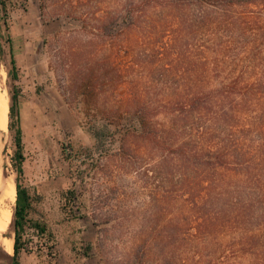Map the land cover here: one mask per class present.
<instances>
[{
	"label": "rangeland",
	"instance_id": "374dc122",
	"mask_svg": "<svg viewBox=\"0 0 264 264\" xmlns=\"http://www.w3.org/2000/svg\"><path fill=\"white\" fill-rule=\"evenodd\" d=\"M2 1L8 123L17 89L24 152L33 156L25 154L23 182L39 195L31 217L54 234L51 258L30 229L44 251L23 254L21 264H264L256 251L264 240V195L249 202L264 190V127L248 119L253 109L239 99L259 70L246 62L251 51L264 60L260 8L225 11L208 0ZM246 40L259 44L246 48ZM93 76L94 102L79 85ZM233 78L234 89L227 86ZM194 95L208 97L202 117L187 103ZM140 103L156 113L148 137L132 116ZM217 116L226 118L220 127ZM103 124L99 161L82 167V181L62 148L71 143L85 152ZM14 133L2 168L16 181ZM217 134L225 164L216 158ZM238 162L250 167L235 169ZM76 180L84 204L75 207L87 215L73 220L62 194Z\"/></svg>",
	"mask_w": 264,
	"mask_h": 264
},
{
	"label": "trees",
	"instance_id": "16d2710c",
	"mask_svg": "<svg viewBox=\"0 0 264 264\" xmlns=\"http://www.w3.org/2000/svg\"><path fill=\"white\" fill-rule=\"evenodd\" d=\"M208 2L215 7H219L222 10L227 11L228 9H232L234 7H242L244 9H249V7L255 5L260 8L258 15L259 18L263 19L264 16V0H208ZM0 6L2 8L4 7V2L0 0ZM243 19V18H241ZM245 19L252 20L254 23H256L257 18L250 16L245 13ZM238 21L237 20H231L228 21L226 20L227 25H234ZM252 23V24H254ZM8 28V27H7ZM260 29V28H259ZM258 34L260 37L257 36V38L260 39V43L264 42V27L263 30H257ZM231 36H234V34L229 33ZM248 44H252L255 49L257 48L259 42L257 41H249L246 40V48ZM253 52L251 51V56L246 59V62L248 66L252 63V66H257L258 73L251 75L254 76V81L250 83V85H255V88L251 87L250 85L243 84V89H241V94H240V101L243 103H247V107H252L253 112L249 111L251 114L250 116H247L248 119L253 117V122L254 124H257V126L264 127V60L257 54H252ZM12 64V70L14 71L16 68V62L15 60H11ZM248 66H243V76H246L250 73L246 69ZM251 66V67H252ZM86 70H83L85 72ZM88 71V70H87ZM15 76V74H11ZM99 75V74H98ZM242 76V75H241ZM16 77V76H15ZM239 79V77L237 76ZM96 78L90 77L86 78L84 80H81L79 82V85L81 89H83V93L86 94L89 93V95L86 96L87 101H92L94 102L95 99L97 98V83L94 81ZM83 81V82H82ZM239 80L233 78L230 79V82L228 83V87H232L233 89L237 87V82ZM83 87V88H82ZM93 88L91 90H88L90 88ZM204 99H208V97H201L198 95H194L192 98H188V105L191 104L197 111L199 117H202L201 113V108L199 106L203 105ZM254 102V106L250 105V102ZM17 102H18V90L14 89V93L12 95V105L10 106V129L15 130L14 133V141H15V152H14V157H13V162L15 166V170L17 173L16 176V190H17V196H16V203L14 207V253H13V262L12 264H21L20 258L23 254L30 255L34 253L35 251H44L43 248H39L37 246V249L35 248V245L33 243V238L29 236V230L33 229L34 233L38 235L41 238L45 239V246L47 248L46 253L51 256V258H54V255L52 253V248L53 244H49V242H52V239L54 238L53 232L49 229L48 223L45 221H39L36 219H33L31 217V213L33 211V206L34 202L36 199H38L39 195L34 193H31L30 189L28 186L24 185L23 179H24V167L23 164L26 160V155L24 152V142H23V132L20 124V117H19V110L17 108ZM132 116L136 118V120L139 123L140 128L142 129L143 135H146L147 137L150 136V133L152 132L151 130V125H152V116L153 113L151 109H149L146 105L140 103L138 106L136 105L133 110H132ZM225 120L226 118L223 116L216 117L215 118V124L220 127L218 124H220L221 120ZM250 123V120H248V123H246V126L248 128H251L253 124ZM105 131L106 127L105 124L102 126H98L93 129L94 136L96 138L97 144H95L91 148H86L85 152L81 149H75L71 143H67V146H63L62 148V153L68 161H70L72 164H77L78 168L76 171L78 172V175L76 178L81 179L84 181L83 178V172L85 171L84 169L82 170V167H84L86 164H91L95 165L98 163L99 158L97 156V153H94L95 149H98L102 145V140L105 137ZM224 131V130H222ZM218 135V134H217ZM218 138H220V142L217 144V150L215 153L216 158L220 161V163L225 164V160H222V152L220 149V144L222 145V142L224 140V137L221 136V134L218 135ZM126 140V137L123 136L122 138V146L124 145V141ZM124 147V146H123ZM119 153H121V149L119 150ZM122 154V153H121ZM132 154V151L130 152ZM207 161H210L207 160ZM212 164H215L214 162H211ZM239 163V162H238ZM233 165V163H231ZM237 165V164H236ZM241 165L239 168L237 166H234L235 169H248L250 166L247 163L245 166L241 162L238 164ZM83 171V172H81ZM244 175V174H243ZM247 178V177H246ZM215 178L212 180L210 179H204L202 180L201 184L204 185H210L212 181H214ZM76 183L77 180L74 183V187L68 188L63 192V197L65 204L68 206V210L65 211L67 214L66 217L68 219H80L83 218L87 215L85 211H83L82 207L78 205V207H75V203H78L80 201V204H84V201L82 200V196L78 193V189L76 188ZM257 193V194H256ZM254 193L255 195L250 198L249 202L252 204L254 200L258 196L264 195V190L258 191ZM264 216L263 213L260 214V217L262 218ZM47 241V242H46ZM256 251L259 253L263 254L264 253V240L260 239L259 242L257 243L256 246ZM90 248V247H89ZM50 264H57L55 262H50Z\"/></svg>",
	"mask_w": 264,
	"mask_h": 264
},
{
	"label": "bare ground",
	"instance_id": "6f19581e",
	"mask_svg": "<svg viewBox=\"0 0 264 264\" xmlns=\"http://www.w3.org/2000/svg\"><path fill=\"white\" fill-rule=\"evenodd\" d=\"M8 100L6 86L0 78V150L7 129ZM16 196L15 178L10 176L0 165V264H10L9 257L14 253L13 207L16 202Z\"/></svg>",
	"mask_w": 264,
	"mask_h": 264
},
{
	"label": "water",
	"instance_id": "95a60500",
	"mask_svg": "<svg viewBox=\"0 0 264 264\" xmlns=\"http://www.w3.org/2000/svg\"><path fill=\"white\" fill-rule=\"evenodd\" d=\"M6 125H7V129H6L5 135L3 137L2 147H1V150H0V156H1V160H0L1 163H0V165H1V167H3V163L5 161V157H6V154H7V151H8V145H9V130H10V125L8 123V118H7V124Z\"/></svg>",
	"mask_w": 264,
	"mask_h": 264
},
{
	"label": "crops",
	"instance_id": "0c3cea01",
	"mask_svg": "<svg viewBox=\"0 0 264 264\" xmlns=\"http://www.w3.org/2000/svg\"><path fill=\"white\" fill-rule=\"evenodd\" d=\"M14 41H15V39L12 38V48H13V51H14V47H16V44L14 43ZM19 117H20V115H19ZM20 124H21V119H20ZM21 128H22V124H21ZM22 132H23V129H22ZM25 154L27 155V161L30 160V159H32L33 156L31 155V152L28 150V147H26ZM29 162H33V161H29Z\"/></svg>",
	"mask_w": 264,
	"mask_h": 264
}]
</instances>
